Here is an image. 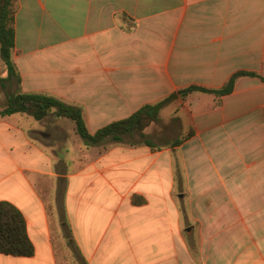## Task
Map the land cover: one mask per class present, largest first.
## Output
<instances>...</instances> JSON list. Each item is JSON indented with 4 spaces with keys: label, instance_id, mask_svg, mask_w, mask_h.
I'll use <instances>...</instances> for the list:
<instances>
[{
    "label": "crops",
    "instance_id": "0c3cea01",
    "mask_svg": "<svg viewBox=\"0 0 264 264\" xmlns=\"http://www.w3.org/2000/svg\"><path fill=\"white\" fill-rule=\"evenodd\" d=\"M17 3L19 90L80 107L91 134L190 85L264 77V0ZM167 106L190 133L176 146L146 129L152 146L138 136L86 145L52 114L80 143L48 153L32 136L47 116H0V201L22 212L34 245L30 257L0 253V264H60L66 248L72 264H264V81L240 76L227 95L194 91ZM41 179L60 200L65 246Z\"/></svg>",
    "mask_w": 264,
    "mask_h": 264
},
{
    "label": "trees",
    "instance_id": "16d2710c",
    "mask_svg": "<svg viewBox=\"0 0 264 264\" xmlns=\"http://www.w3.org/2000/svg\"><path fill=\"white\" fill-rule=\"evenodd\" d=\"M17 1L0 0V59L5 65L6 79L14 77L19 83L20 77L12 59L15 39L14 15L18 7ZM240 76L259 77L264 81V77L255 72L236 71L224 85L217 89L190 85L176 93L169 94L159 101L142 105L130 116L111 122L93 134L88 131L80 107L66 103L56 96L46 93L15 90L7 94L0 108V116L26 113L36 120H41L53 114L56 117L70 120L75 126L76 133L86 145L125 142L133 144L135 142L131 141V138L138 136L136 143H145L152 146L143 131L150 124L157 123L160 120L161 110L170 101L179 96L184 97L194 91L212 94L216 97L227 95L233 91L235 81ZM189 136L190 133H187L183 138L175 140L172 145L180 144ZM0 253L24 257H30L34 254V245L27 234L26 221L22 212L14 204L5 200L0 201Z\"/></svg>",
    "mask_w": 264,
    "mask_h": 264
},
{
    "label": "rangeland",
    "instance_id": "374dc122",
    "mask_svg": "<svg viewBox=\"0 0 264 264\" xmlns=\"http://www.w3.org/2000/svg\"><path fill=\"white\" fill-rule=\"evenodd\" d=\"M5 77V65L0 59V108L3 105L7 94H10L15 90L21 88L20 86H18L15 78L6 79ZM21 115L14 116L18 119L16 121L21 125H27V117L23 114ZM160 115L161 119L159 123H152L145 129L147 133L150 134L156 144H160L162 146H170V142L173 139L183 138L184 135L180 132V129L175 127L173 122L170 121V106L165 107L161 111ZM36 123L38 124H33L32 126L37 127L38 130L36 131L38 133H33L32 136L36 139L37 142L42 143L46 146V150L48 151V153L63 152L65 151L66 147L75 145L76 143H80L78 138L75 136L73 126L72 124H70L71 122L56 123L54 122V116L50 114L44 120H41L40 122ZM41 131H45L47 136L46 139L41 137ZM53 149L55 150L53 151ZM52 186V182H49L46 179H41L38 184L40 191L45 193H43V197L50 215V219L52 221V226L54 230L58 232V235L57 233H54L57 245L65 246V240L60 236L58 230L59 219L61 218L60 200L58 199V206L56 207L55 203L53 202V199L49 198V190ZM179 191H181V189H179ZM66 250V252H58L60 255V264H72L73 259H76V253L74 249H71L70 251L66 248ZM65 255L66 257L64 258ZM72 255L74 258L72 257ZM77 263L79 264V262Z\"/></svg>",
    "mask_w": 264,
    "mask_h": 264
}]
</instances>
